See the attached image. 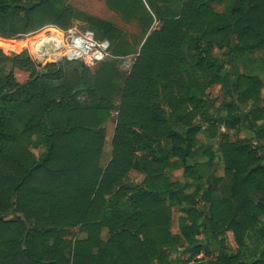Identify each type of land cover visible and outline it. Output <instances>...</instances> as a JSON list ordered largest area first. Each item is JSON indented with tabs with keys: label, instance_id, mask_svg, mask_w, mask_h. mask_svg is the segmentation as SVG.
<instances>
[{
	"label": "trees",
	"instance_id": "1",
	"mask_svg": "<svg viewBox=\"0 0 264 264\" xmlns=\"http://www.w3.org/2000/svg\"><path fill=\"white\" fill-rule=\"evenodd\" d=\"M213 1L224 0H118L146 12V37L122 81L102 167L117 66L33 60L26 50L41 57L35 48L9 38L67 28L72 9L60 0H0V264H264V197L255 196L264 188L263 85L246 72L229 78L224 56L264 52V0H225L223 11ZM79 27L112 45L122 36L103 20ZM193 71L230 96L215 123L244 132L222 135V175L209 150L199 160L193 148L201 128L193 120L206 109ZM37 136L47 145L38 158L30 150ZM174 208L183 213L178 232ZM218 237L216 257L203 258Z\"/></svg>",
	"mask_w": 264,
	"mask_h": 264
},
{
	"label": "rangeland",
	"instance_id": "2",
	"mask_svg": "<svg viewBox=\"0 0 264 264\" xmlns=\"http://www.w3.org/2000/svg\"><path fill=\"white\" fill-rule=\"evenodd\" d=\"M117 2L118 0H60L62 7L66 6L72 9L75 16L72 25L76 26L77 28H80L79 26L87 25V22L90 20H103L122 30V36L118 38L113 45L110 44L108 54L105 56V58L91 67L93 71H96L105 66V64H109L110 67H114L116 65L117 68L115 69L118 71V74L114 79V81H116L117 87L113 100L114 107L111 110L108 121L104 124L105 143L99 162L100 166L102 167L105 166L111 156V140L116 123L119 91L122 81L128 74L132 65V60L137 55L139 47L146 37V35H144L147 26L145 25L146 12L144 10H135L132 12L126 7L123 9L124 7L118 5ZM213 5L217 10L222 9V5L220 4L213 3ZM148 25L150 28L154 29L160 26V22L155 17L151 22L148 23ZM36 31H38V29ZM43 32L44 30L37 34L36 32H31L32 34H23L20 36L10 37L9 39H15V41L24 39L28 43L26 47H32L36 49L35 45L41 41L42 38H44L42 37L45 34ZM234 43L235 37L232 36L230 37V46L225 48V52H227ZM38 50L41 55L39 47ZM26 51L33 58V60L37 62L45 61V59L41 60L34 58V56H32L28 50ZM214 53L220 54V49L217 46L214 47ZM263 55L264 53H262L261 50L247 51L242 54H239L238 52H234L232 55L224 54L225 58L229 60L228 63H226V70H228V74L230 76L229 78L233 80L237 72H246L249 74L258 75L262 80V93L264 94ZM191 75L193 78H196L201 82L198 95L206 101V109L203 115L198 116L193 120L194 124L201 125L197 135V141L194 143L193 148L198 153L199 160L206 159V156H208L206 151L209 150L210 154L213 156V163H215L216 166V174L222 175L224 161L219 149V143L222 135L226 133L231 140H234L238 137L244 136V132L239 131L236 126L228 128L224 125L215 123V118L218 116H224L226 114V104L230 101L229 94L226 91L221 90V84L209 82L207 78L205 79L202 77L199 71H193L191 72ZM78 100L82 105L88 104L89 102V99L85 94H81L78 97ZM159 104L165 109L166 112H168V108L166 106V95L163 90L160 93ZM50 123L57 128H62L64 125V119L53 116ZM43 140L44 139L41 136L34 137V141L30 145V150L37 158L45 154L47 151V145ZM162 145L163 147H167V140H162ZM170 177L173 180L181 179L180 175L173 173L170 174ZM255 196L257 198L264 197V188L258 189ZM182 216L183 213L177 208L173 209L171 226V230L173 232H178V225ZM77 228L78 227H75L73 229L75 233L77 232L76 234H78V236H83V233H78ZM73 237V235H68L69 240H73ZM220 241L221 240L218 237L216 238V243L214 245L207 246L206 251L208 254L204 255L203 258L216 257L218 251L217 248L221 245ZM182 247L183 245L181 248ZM190 254L191 253L187 251L185 254H179V258L183 259ZM199 256L200 255H198L196 258H199Z\"/></svg>",
	"mask_w": 264,
	"mask_h": 264
},
{
	"label": "built area",
	"instance_id": "3",
	"mask_svg": "<svg viewBox=\"0 0 264 264\" xmlns=\"http://www.w3.org/2000/svg\"><path fill=\"white\" fill-rule=\"evenodd\" d=\"M42 30L45 33L42 36L44 38L35 47L37 51H39L38 47L40 46L48 52L36 59L54 60L63 56L67 61L82 62V64L92 67L105 58L110 48L108 39H97L92 31H82L73 25L67 28L52 24L45 25L34 32L37 34ZM136 56L131 64H133Z\"/></svg>",
	"mask_w": 264,
	"mask_h": 264
},
{
	"label": "crops",
	"instance_id": "4",
	"mask_svg": "<svg viewBox=\"0 0 264 264\" xmlns=\"http://www.w3.org/2000/svg\"><path fill=\"white\" fill-rule=\"evenodd\" d=\"M213 3L222 5V9H220V10L215 9ZM211 5L213 6V8H214L215 10H217V11H223V10H224V7H225V0H224V1H219V2H218V1H213V2H211ZM17 53H18V52H17ZM262 53H264V52H262ZM263 56H264V55H263ZM262 59H263V58H262ZM180 176H181V175H180Z\"/></svg>",
	"mask_w": 264,
	"mask_h": 264
},
{
	"label": "bare ground",
	"instance_id": "5",
	"mask_svg": "<svg viewBox=\"0 0 264 264\" xmlns=\"http://www.w3.org/2000/svg\"><path fill=\"white\" fill-rule=\"evenodd\" d=\"M45 39H46V38H45ZM39 48H40L41 56H43L45 53L48 52L47 50L42 49L40 46H39Z\"/></svg>",
	"mask_w": 264,
	"mask_h": 264
}]
</instances>
